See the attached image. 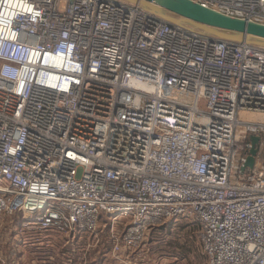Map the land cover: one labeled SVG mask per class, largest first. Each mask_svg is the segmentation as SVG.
<instances>
[{
    "label": "built area",
    "instance_id": "built-area-1",
    "mask_svg": "<svg viewBox=\"0 0 264 264\" xmlns=\"http://www.w3.org/2000/svg\"><path fill=\"white\" fill-rule=\"evenodd\" d=\"M189 1L264 26V0ZM15 216L118 264L186 218L206 264H264V48L123 0H0V243Z\"/></svg>",
    "mask_w": 264,
    "mask_h": 264
},
{
    "label": "rangeland",
    "instance_id": "rangeland-1",
    "mask_svg": "<svg viewBox=\"0 0 264 264\" xmlns=\"http://www.w3.org/2000/svg\"><path fill=\"white\" fill-rule=\"evenodd\" d=\"M124 1V0H123ZM185 29L200 33L189 26ZM20 216L6 217L0 243V252L7 258L6 264H108L109 252L105 249L108 239L100 237V242L87 250L86 246L93 241L86 238L73 245L63 243L61 237H54L51 243L34 242L30 237L11 233L12 224L18 226ZM198 224L194 220L180 218L155 227L145 241V247L139 251L142 260L138 264H206V258L198 239ZM17 233V228L15 229ZM12 234V236H11ZM23 239L31 242L22 246ZM85 249L88 251L86 252ZM145 262H144V261Z\"/></svg>",
    "mask_w": 264,
    "mask_h": 264
},
{
    "label": "water",
    "instance_id": "water-1",
    "mask_svg": "<svg viewBox=\"0 0 264 264\" xmlns=\"http://www.w3.org/2000/svg\"><path fill=\"white\" fill-rule=\"evenodd\" d=\"M140 6L170 26H189L218 40L264 48V26L232 19L203 8L189 0H124ZM184 28V27H182ZM195 32V31H194ZM252 149L246 167L252 168L258 150V137H249Z\"/></svg>",
    "mask_w": 264,
    "mask_h": 264
},
{
    "label": "crops",
    "instance_id": "crops-1",
    "mask_svg": "<svg viewBox=\"0 0 264 264\" xmlns=\"http://www.w3.org/2000/svg\"><path fill=\"white\" fill-rule=\"evenodd\" d=\"M107 256H109L110 257V254L109 255H107ZM140 259H141V256L139 257ZM142 260V259H141ZM141 260H138V258H137V256H134V258H132V262H139V261H141ZM100 261H101V259H100ZM109 263L108 264H118L117 262H115L114 260H112L111 259V257L109 258ZM144 261V260H143ZM146 261V260H145ZM144 261V262H145ZM102 264V263H101ZM106 264V263H105ZM138 264V263H137Z\"/></svg>",
    "mask_w": 264,
    "mask_h": 264
},
{
    "label": "trees",
    "instance_id": "trees-1",
    "mask_svg": "<svg viewBox=\"0 0 264 264\" xmlns=\"http://www.w3.org/2000/svg\"><path fill=\"white\" fill-rule=\"evenodd\" d=\"M105 249L108 251V249H109V246L107 245V246L105 247ZM99 264H100V261H99Z\"/></svg>",
    "mask_w": 264,
    "mask_h": 264
}]
</instances>
